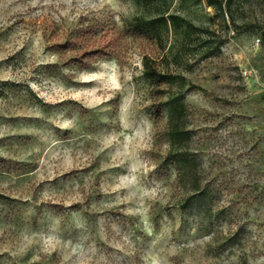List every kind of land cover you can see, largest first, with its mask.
<instances>
[{
	"label": "rangeland",
	"instance_id": "obj_1",
	"mask_svg": "<svg viewBox=\"0 0 264 264\" xmlns=\"http://www.w3.org/2000/svg\"><path fill=\"white\" fill-rule=\"evenodd\" d=\"M171 11L209 32L171 33L165 48L122 35L118 58L82 70L51 49L59 33L93 17L120 34L144 9L0 0V264H264V0ZM145 56L194 85L184 147L210 211L184 206Z\"/></svg>",
	"mask_w": 264,
	"mask_h": 264
},
{
	"label": "trees",
	"instance_id": "obj_2",
	"mask_svg": "<svg viewBox=\"0 0 264 264\" xmlns=\"http://www.w3.org/2000/svg\"><path fill=\"white\" fill-rule=\"evenodd\" d=\"M144 9V14L136 15L124 21L120 34L112 27L103 25L101 18L85 17L67 31L58 34V38L50 45L53 51L60 54L71 53L65 58L64 65H73L79 69H91L104 59H115L119 55V38L122 35L136 39H149L165 48V42L172 33L178 39L189 36L200 30L209 32L206 27L196 26L191 19L171 11L173 0H132ZM185 7H190L206 1L208 5L222 14L229 11L232 0H181ZM173 48H169L172 52ZM210 51L208 56L219 53ZM144 76L150 82L157 98L150 105V114L156 126H160L164 119V110H168L169 125L167 135L170 149L166 160L174 166L183 179L190 184V195L186 197L184 206L191 205L194 200L210 211L213 204V194L207 188L201 187L197 172V160L194 153L187 151L184 145L190 141L191 131L187 129L188 106L185 91L194 85L181 73L163 71L159 69L155 60L149 56L144 58ZM168 94V99L161 97ZM36 264H48L39 261Z\"/></svg>",
	"mask_w": 264,
	"mask_h": 264
},
{
	"label": "built area",
	"instance_id": "obj_3",
	"mask_svg": "<svg viewBox=\"0 0 264 264\" xmlns=\"http://www.w3.org/2000/svg\"><path fill=\"white\" fill-rule=\"evenodd\" d=\"M245 74H247V70L245 71Z\"/></svg>",
	"mask_w": 264,
	"mask_h": 264
}]
</instances>
